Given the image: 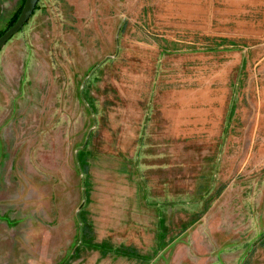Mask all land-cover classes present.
Here are the masks:
<instances>
[{"label": "rangeland", "instance_id": "rangeland-1", "mask_svg": "<svg viewBox=\"0 0 264 264\" xmlns=\"http://www.w3.org/2000/svg\"><path fill=\"white\" fill-rule=\"evenodd\" d=\"M0 264H264V0H38L0 51Z\"/></svg>", "mask_w": 264, "mask_h": 264}, {"label": "water", "instance_id": "water-1", "mask_svg": "<svg viewBox=\"0 0 264 264\" xmlns=\"http://www.w3.org/2000/svg\"><path fill=\"white\" fill-rule=\"evenodd\" d=\"M37 2L38 0L24 1V5L15 23L0 36V51L5 46L6 42L17 32H19L21 28L27 23L33 11L35 10Z\"/></svg>", "mask_w": 264, "mask_h": 264}, {"label": "trees", "instance_id": "trees-1", "mask_svg": "<svg viewBox=\"0 0 264 264\" xmlns=\"http://www.w3.org/2000/svg\"><path fill=\"white\" fill-rule=\"evenodd\" d=\"M20 12H21V11H20ZM19 14H20V13H19ZM18 16H19V15H18ZM18 16H17V18H18ZM17 18L14 20V22L12 23V25L15 23V21L17 20ZM12 25H11V26H12ZM11 26H10V27H11ZM10 27H8V28H10ZM8 28H7V29H8ZM7 29H6V30H7ZM6 30H4V32H5ZM4 32H2V33L0 34V36H1Z\"/></svg>", "mask_w": 264, "mask_h": 264}]
</instances>
